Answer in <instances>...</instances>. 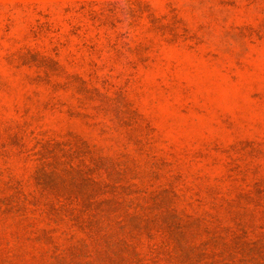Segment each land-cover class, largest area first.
Here are the masks:
<instances>
[{
    "label": "rangeland",
    "instance_id": "1",
    "mask_svg": "<svg viewBox=\"0 0 264 264\" xmlns=\"http://www.w3.org/2000/svg\"><path fill=\"white\" fill-rule=\"evenodd\" d=\"M0 264H264V0H0Z\"/></svg>",
    "mask_w": 264,
    "mask_h": 264
}]
</instances>
